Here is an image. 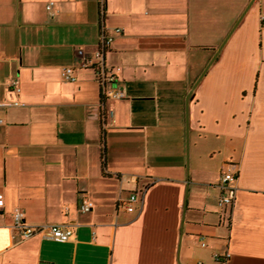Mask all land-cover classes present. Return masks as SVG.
Returning <instances> with one entry per match:
<instances>
[{"label": "crops", "instance_id": "1", "mask_svg": "<svg viewBox=\"0 0 264 264\" xmlns=\"http://www.w3.org/2000/svg\"><path fill=\"white\" fill-rule=\"evenodd\" d=\"M262 19L264 0H0V264H264ZM115 27L106 100L81 61ZM14 208L69 238L22 239Z\"/></svg>", "mask_w": 264, "mask_h": 264}, {"label": "built area", "instance_id": "2", "mask_svg": "<svg viewBox=\"0 0 264 264\" xmlns=\"http://www.w3.org/2000/svg\"><path fill=\"white\" fill-rule=\"evenodd\" d=\"M99 3V7L102 6L103 0H97ZM50 2L46 5V9H49ZM102 13V12H101ZM264 22V19H262ZM121 31L120 28H113L111 33L101 32L99 37V43L97 49L94 52V61L90 58H83L81 64L82 65H90L95 69L97 81L100 88L101 97L109 100V99H118L123 96V93L114 88L113 83L115 81V73L111 69H105L103 64V52L106 47L111 43L113 34H117ZM77 54L81 57L83 55L82 50L78 49ZM60 76L64 80H73L74 77L72 75V67L66 66L61 69ZM10 85L15 88L17 85V81L11 80ZM235 165L231 164L229 167L224 169L219 174L218 188L219 193L217 195L216 204L221 210H225L230 207L235 198V179H236V169ZM138 202V192L133 191L130 192L125 198L119 201L118 206L126 211L133 212L135 210L136 204ZM3 205V195L0 192V211ZM92 207V204L88 200H81L78 204V210L80 212L89 211ZM12 216V225L11 228L16 230L18 235L22 238H28L34 234H41L43 236H47L55 241L64 242L69 238L71 233L70 226L65 223L61 224H49L46 226H34L26 223L23 220L22 212L18 208H14L11 212ZM200 245L204 246V239H200ZM212 259L216 264H225L228 257L229 252L227 250L219 253L213 252L211 255ZM197 264H201L198 262Z\"/></svg>", "mask_w": 264, "mask_h": 264}, {"label": "water", "instance_id": "3", "mask_svg": "<svg viewBox=\"0 0 264 264\" xmlns=\"http://www.w3.org/2000/svg\"><path fill=\"white\" fill-rule=\"evenodd\" d=\"M211 61V60H210ZM188 99V98H187Z\"/></svg>", "mask_w": 264, "mask_h": 264}]
</instances>
